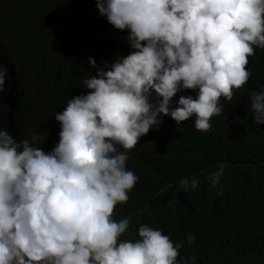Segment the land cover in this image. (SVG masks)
I'll use <instances>...</instances> for the list:
<instances>
[{
    "label": "clouds",
    "instance_id": "9594fccd",
    "mask_svg": "<svg viewBox=\"0 0 264 264\" xmlns=\"http://www.w3.org/2000/svg\"><path fill=\"white\" fill-rule=\"evenodd\" d=\"M191 1L0 0V11L16 18L48 12L57 28L58 56L49 61L30 57L22 73L47 70L67 77L72 91L57 112L72 116L94 109L109 125L106 140L87 162L62 178L59 190L73 194L62 215L84 207L86 196L102 198L111 173L124 171V149L144 141L161 123L210 133L241 96L264 112V0H213L212 7ZM48 83L43 80L37 92ZM238 112L223 118L238 117ZM0 127L1 137L22 129L14 114ZM75 175L95 192L68 188L67 180ZM56 179L52 171L27 194L15 187L0 191L7 208L20 210L12 228L23 238L21 264H203V257L186 259L185 241L164 226H136L122 212L103 214L89 228H74L61 242L46 236L40 244L32 225L45 222L47 214L34 193L52 190ZM7 184L0 178V187ZM103 238L110 240L108 250L101 246Z\"/></svg>",
    "mask_w": 264,
    "mask_h": 264
},
{
    "label": "trees",
    "instance_id": "16d2710c",
    "mask_svg": "<svg viewBox=\"0 0 264 264\" xmlns=\"http://www.w3.org/2000/svg\"><path fill=\"white\" fill-rule=\"evenodd\" d=\"M192 1L213 6V0ZM50 18L48 12L16 18L0 11V123L14 114L22 125L21 132L0 133V178L10 183L1 185V194L10 187L27 194L52 171L58 177L52 190L34 193L47 214L45 222L32 225L38 242L46 236L61 242L74 228H89L103 214L122 212L136 226L161 225L184 240L186 259L264 264V112L253 109L245 96L224 112L239 110L238 117L223 114L207 134L161 123L144 141L124 149V171L111 173L102 198L86 196L84 207L62 215L73 198L59 190L62 178L87 162L106 140L109 125L94 109L72 116L57 112L72 91L67 77L47 70L22 73L30 57L49 61L58 56L60 40ZM43 80L49 83L38 93ZM25 138L30 145L18 147ZM67 181L68 188L84 194L94 191L80 175ZM7 207L0 195V264H21L23 238L12 228L20 210ZM109 241L101 240L104 250Z\"/></svg>",
    "mask_w": 264,
    "mask_h": 264
}]
</instances>
